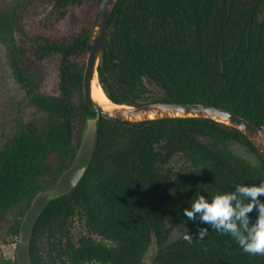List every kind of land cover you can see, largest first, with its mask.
I'll return each mask as SVG.
<instances>
[{
	"label": "trees",
	"instance_id": "16d2710c",
	"mask_svg": "<svg viewBox=\"0 0 264 264\" xmlns=\"http://www.w3.org/2000/svg\"><path fill=\"white\" fill-rule=\"evenodd\" d=\"M99 2L0 0V43L13 79L33 108L0 147V220L14 210L10 228L17 236L32 197L70 164L85 115L93 114L83 95L76 106L73 94L82 90L88 31ZM68 14L72 22L61 27ZM48 64L56 71L51 87L42 80ZM96 69L115 104L215 105L264 132V0H117ZM144 78L161 89V97L145 98ZM232 140L257 154L261 166L229 151ZM177 153L204 163L218 190L264 179V162L251 142L223 122L196 116L128 122L100 117L82 177L50 201L33 225L31 264H43L38 242L44 235L54 251L52 264L87 259L140 264L151 240L158 246L153 264H264V256L244 253L231 236L211 228L202 241L181 237L165 244L179 222L193 234L205 226L199 218L183 217L184 207L174 195L166 165ZM78 209L88 232L111 245L90 235L73 240L69 227ZM256 214L255 209L250 213L253 220ZM6 264H17L15 257Z\"/></svg>",
	"mask_w": 264,
	"mask_h": 264
},
{
	"label": "water",
	"instance_id": "95a60500",
	"mask_svg": "<svg viewBox=\"0 0 264 264\" xmlns=\"http://www.w3.org/2000/svg\"><path fill=\"white\" fill-rule=\"evenodd\" d=\"M116 1L100 0L88 31L89 50L85 58L82 75V95L93 114L85 115L79 144L70 164L61 171L53 184L41 189L32 197L28 208L25 210L18 230V241L15 251L17 264H31L29 255L31 233L33 225L44 207L53 199L68 193L75 187L86 170L94 149L97 122L100 117L122 122L176 116L212 118L235 127L242 132L264 162V132L262 128L230 110L203 103L154 101L138 105H125L115 104L110 100L114 107L104 109L92 98L91 86L93 81L95 80L100 85L96 67L102 62L107 24ZM185 231H190L188 226L185 227V223L179 222L175 224L170 230L165 244L178 240ZM157 250L158 246L154 240H151L140 264H153Z\"/></svg>",
	"mask_w": 264,
	"mask_h": 264
},
{
	"label": "rangeland",
	"instance_id": "374dc122",
	"mask_svg": "<svg viewBox=\"0 0 264 264\" xmlns=\"http://www.w3.org/2000/svg\"><path fill=\"white\" fill-rule=\"evenodd\" d=\"M24 1L28 2V0ZM94 14L95 12L92 14L91 22ZM22 20L24 21L23 18ZM70 21L71 17H69L68 14L67 21H65L61 27H64ZM24 23L25 22H22L23 25ZM42 80L48 87L55 86L56 71L52 64H48L45 67ZM142 84L145 88L144 96L146 99L149 100L162 96L161 89L151 80L144 78L142 80ZM81 94L82 90L81 92L75 91L73 94V102L76 106L80 103ZM32 112L33 108L27 105L23 91L19 88L18 84L11 75L5 58V49L0 43V147L18 128L19 124L22 121L27 120L32 115ZM79 128L80 121L77 116L73 120L75 137H77ZM227 148L229 151L241 156L254 166H261V160L257 154L247 149L244 145L232 140L228 142ZM166 167L171 172V183L174 188V195L178 201L182 203L183 207H187V204L191 203V200L195 198L197 193L211 196L217 192H222V190H218L212 185L210 180H208V178L212 179V177H210L209 173L205 171V164L202 162H196L191 156L185 153H177L174 155ZM15 216L16 213L12 210L7 213L2 220H0V264H6L7 260H12L15 257L18 236L10 228V224L13 222ZM69 234L72 236L73 240H76L82 235H90L96 241L102 242L106 245L112 244L108 240L103 239L101 236L88 232L84 225L83 211L80 209L77 210L71 221ZM38 248L43 264H52L50 255H54V251L51 250L45 235L40 238ZM77 264L103 263L97 261L96 259H87L80 261Z\"/></svg>",
	"mask_w": 264,
	"mask_h": 264
},
{
	"label": "clouds",
	"instance_id": "9594fccd",
	"mask_svg": "<svg viewBox=\"0 0 264 264\" xmlns=\"http://www.w3.org/2000/svg\"><path fill=\"white\" fill-rule=\"evenodd\" d=\"M261 197H264V179L259 183H237L211 196L197 193L182 209V215L187 220L199 218L205 226L198 227L195 234L185 231L183 239L188 243L202 241L211 228L231 236L244 253L264 256V199ZM254 209L257 214L253 220L250 213Z\"/></svg>",
	"mask_w": 264,
	"mask_h": 264
},
{
	"label": "bare ground",
	"instance_id": "6f19581e",
	"mask_svg": "<svg viewBox=\"0 0 264 264\" xmlns=\"http://www.w3.org/2000/svg\"><path fill=\"white\" fill-rule=\"evenodd\" d=\"M91 96L92 98L97 101L104 109H111L114 105L109 101L103 89L97 85L96 81L94 80L91 86Z\"/></svg>",
	"mask_w": 264,
	"mask_h": 264
}]
</instances>
